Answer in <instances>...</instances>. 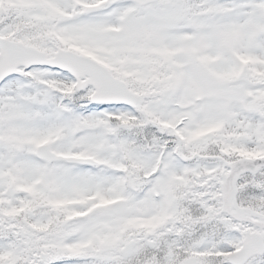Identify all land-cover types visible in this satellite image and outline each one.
Segmentation results:
<instances>
[{
  "label": "snow or ice",
  "instance_id": "6c2138e0",
  "mask_svg": "<svg viewBox=\"0 0 264 264\" xmlns=\"http://www.w3.org/2000/svg\"><path fill=\"white\" fill-rule=\"evenodd\" d=\"M0 264H264V0H0Z\"/></svg>",
  "mask_w": 264,
  "mask_h": 264
}]
</instances>
